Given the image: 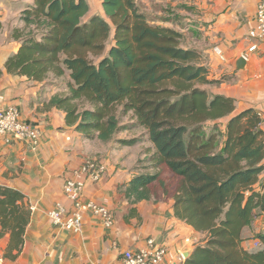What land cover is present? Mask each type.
<instances>
[{
  "label": "trees",
  "instance_id": "obj_1",
  "mask_svg": "<svg viewBox=\"0 0 264 264\" xmlns=\"http://www.w3.org/2000/svg\"><path fill=\"white\" fill-rule=\"evenodd\" d=\"M101 5L104 17H86V0H33L21 13L23 28L12 31L20 45L6 72L36 82L65 77L63 93L45 108L62 110L66 125L86 138L107 142L128 129L121 115L144 130L150 146L124 195L131 203L171 198L174 216L204 234L183 264H264V230L254 235L258 249L242 245V230L264 214L260 112H236L233 98L208 91L218 81L208 78L200 53L183 48L178 31L150 23L135 0ZM222 119L223 131L205 128ZM0 192L9 196L4 203L22 198L16 190ZM0 221L13 228L15 244L22 242L23 213L3 212Z\"/></svg>",
  "mask_w": 264,
  "mask_h": 264
},
{
  "label": "crops",
  "instance_id": "obj_2",
  "mask_svg": "<svg viewBox=\"0 0 264 264\" xmlns=\"http://www.w3.org/2000/svg\"><path fill=\"white\" fill-rule=\"evenodd\" d=\"M86 1V17H104L101 0ZM135 2L150 23L178 31L181 46L200 53L208 78L218 81L206 85L208 91L233 98L236 112L258 110L264 131V42L248 36L254 26L257 0ZM32 3L33 0H0V109L16 106L23 120L41 130L36 149L28 142L6 140L0 135V188L22 194L16 202L4 203L9 196L0 192V218L10 210L14 215L23 213L26 219L22 242L18 244L12 241L13 228L4 227L0 221V264H110L119 259L123 249L144 247L148 238L167 249L160 264H183L179 255L191 252L204 234L174 216L171 198L160 195L131 203L125 197L124 186L137 173L135 157L124 154L121 145L103 146L96 138L84 137L66 125L62 110L45 108L51 96L63 91L54 80L36 82L6 72L7 57L20 45L12 31L23 28L21 13ZM252 44L256 49L249 51ZM240 57L244 65L237 68ZM88 158L102 161L106 168L98 181L85 183L82 199L107 207L112 212L113 225L107 228L86 212L80 232L60 229L51 223L47 213L57 202L71 210L63 183ZM263 230L264 214H260L242 230V243L251 242Z\"/></svg>",
  "mask_w": 264,
  "mask_h": 264
},
{
  "label": "built area",
  "instance_id": "obj_3",
  "mask_svg": "<svg viewBox=\"0 0 264 264\" xmlns=\"http://www.w3.org/2000/svg\"><path fill=\"white\" fill-rule=\"evenodd\" d=\"M254 20V26L248 32V36L251 39L264 42V0H257ZM255 49L256 44H252L248 50ZM215 50L219 53L217 49ZM0 135L4 136L6 140L15 139L28 142L33 149H36L41 141L40 128L32 122L23 120L16 106L0 109ZM105 168L102 161L88 158L74 170L72 177L64 181L63 193L65 198L71 202L72 208L67 210L62 203L57 202L47 213L54 226L67 231L80 232L83 214L86 212L99 218L103 226L107 228L113 225V215L107 207L91 200L83 201L82 199L85 183L98 181ZM250 246L253 249H258L260 242L253 240ZM166 251L164 245L156 243L153 238H148L144 247L123 249L119 254V259L110 264H160ZM179 259H183L182 254L179 255Z\"/></svg>",
  "mask_w": 264,
  "mask_h": 264
},
{
  "label": "rangeland",
  "instance_id": "obj_4",
  "mask_svg": "<svg viewBox=\"0 0 264 264\" xmlns=\"http://www.w3.org/2000/svg\"><path fill=\"white\" fill-rule=\"evenodd\" d=\"M113 40H112V32L110 33V36L108 37V39L106 40V46L109 47L112 44ZM54 77L50 76V79H52ZM56 86H58L59 88L64 89L66 86V78L65 77H61L58 78L56 81ZM63 93V91H62ZM120 122L121 125H123L125 128L128 129H123L120 130L119 132H117L114 137L107 141V142H102L103 146H107V145H121V150L124 151V154H132L136 160H138L139 158H143L144 155L142 152H144L147 147L150 146V143L146 140L147 139V135H145L144 130L140 127H132V120L130 118V115H125V116H120ZM225 122L226 119H222L219 121H208L205 124V128L207 130H209L210 127H212L213 125H216L218 127L219 130L223 131L224 130V126H225ZM124 139H137L135 141V143H133L132 145H125V144H121L119 141L120 140H124ZM96 144V142H95ZM200 239L199 242H202L204 236L200 235ZM252 242V241H251ZM251 242L249 243H242L243 247L248 248L249 250H254L253 248H251ZM193 246V245H192ZM195 246V244H194ZM184 260V259H183Z\"/></svg>",
  "mask_w": 264,
  "mask_h": 264
},
{
  "label": "water",
  "instance_id": "obj_5",
  "mask_svg": "<svg viewBox=\"0 0 264 264\" xmlns=\"http://www.w3.org/2000/svg\"><path fill=\"white\" fill-rule=\"evenodd\" d=\"M244 65V58L243 57H240L237 62H236V66L237 68H241L242 66ZM190 251H185L182 256H183V259H186L189 255H190Z\"/></svg>",
  "mask_w": 264,
  "mask_h": 264
}]
</instances>
